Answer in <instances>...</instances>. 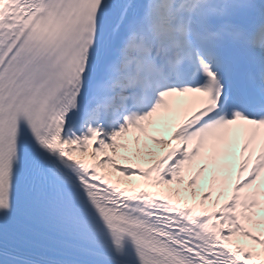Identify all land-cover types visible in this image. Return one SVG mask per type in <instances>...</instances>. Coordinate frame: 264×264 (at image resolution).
Here are the masks:
<instances>
[{"label":"snow or ice","instance_id":"1","mask_svg":"<svg viewBox=\"0 0 264 264\" xmlns=\"http://www.w3.org/2000/svg\"><path fill=\"white\" fill-rule=\"evenodd\" d=\"M0 264H264V0H0Z\"/></svg>","mask_w":264,"mask_h":264},{"label":"rangeland","instance_id":"2","mask_svg":"<svg viewBox=\"0 0 264 264\" xmlns=\"http://www.w3.org/2000/svg\"><path fill=\"white\" fill-rule=\"evenodd\" d=\"M165 135H166V134L162 135V138H164V137H165ZM206 174H207V173H206Z\"/></svg>","mask_w":264,"mask_h":264},{"label":"bare ground","instance_id":"3","mask_svg":"<svg viewBox=\"0 0 264 264\" xmlns=\"http://www.w3.org/2000/svg\"><path fill=\"white\" fill-rule=\"evenodd\" d=\"M165 138H167V136Z\"/></svg>","mask_w":264,"mask_h":264}]
</instances>
